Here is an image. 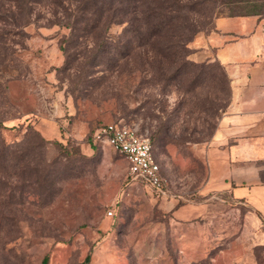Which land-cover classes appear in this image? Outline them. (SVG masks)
I'll return each instance as SVG.
<instances>
[{
	"label": "rangeland",
	"instance_id": "rangeland-1",
	"mask_svg": "<svg viewBox=\"0 0 264 264\" xmlns=\"http://www.w3.org/2000/svg\"><path fill=\"white\" fill-rule=\"evenodd\" d=\"M230 9L216 8L214 20ZM233 9L264 13V0ZM49 11L37 6L23 34L3 33L6 51L0 47L9 60L0 79L16 77L0 95V142L36 144L31 131L44 141L30 155L38 175L1 177L11 188L4 184L1 191L0 264H80L87 255L86 264H264V247L253 248L245 238L232 240L225 254L208 241L206 253H186L179 263V228L169 208L190 201L205 182L203 149L225 111L209 109L207 88L180 92L147 63L139 68L140 50L132 49L122 24H113L108 40L95 45L92 34L73 40L69 29L48 21ZM190 48L196 63L217 60L211 51L194 58ZM106 123L126 124L150 140L167 195L130 181L125 159L92 142L94 130ZM45 124L56 132L51 138L38 129ZM212 228L185 226L187 249ZM231 233H239L237 224Z\"/></svg>",
	"mask_w": 264,
	"mask_h": 264
},
{
	"label": "crops",
	"instance_id": "crops-1",
	"mask_svg": "<svg viewBox=\"0 0 264 264\" xmlns=\"http://www.w3.org/2000/svg\"><path fill=\"white\" fill-rule=\"evenodd\" d=\"M191 47L194 58L200 51L207 55L211 51L223 65L230 102L203 149L205 182L190 201L169 208L179 228L175 231L179 263L186 253H206L208 241L223 254L234 239L264 247V16L221 15L214 20V29L197 35ZM38 129L46 138L56 134L50 124ZM206 224H213L211 232L198 234L187 249L185 226ZM236 224L239 233H231ZM216 263L212 259L210 264Z\"/></svg>",
	"mask_w": 264,
	"mask_h": 264
},
{
	"label": "trees",
	"instance_id": "trees-1",
	"mask_svg": "<svg viewBox=\"0 0 264 264\" xmlns=\"http://www.w3.org/2000/svg\"><path fill=\"white\" fill-rule=\"evenodd\" d=\"M256 0H0V47L6 51L4 34H23L22 28L32 21L37 6L49 9L50 23L69 29L72 39L81 38L79 33L92 34L95 45L108 40V30L119 23L131 34V47L140 50L139 68L147 63L154 75L164 82L174 81L176 89L187 93L198 86L207 88L208 107L224 111L230 102L229 78L221 63H196L189 56L191 43L200 32L214 29V18L220 13L216 8L232 6L226 16L262 15L259 11H236L233 8L243 4H253ZM9 26V28H3ZM77 34V35H76ZM76 36V37H75ZM86 35H83V38ZM88 36V35H87ZM10 42H13L9 39ZM133 51V50H132ZM131 53V52H130ZM132 54H136L132 52ZM137 56V54H136ZM138 60V59H137ZM9 60L0 51V70ZM216 69L221 70L218 72ZM15 76L0 79V95L5 83ZM204 105V102L201 103ZM200 105L196 104V107ZM2 118L0 117V126ZM32 135L38 143L30 145L27 139L8 145L0 142V180L8 175L28 178L38 175V163L31 164L30 155L44 142L34 131ZM27 138V137H26ZM27 144V145H25ZM35 148V149H34ZM153 151V149H152ZM28 172L29 175H26ZM0 181V199L2 186ZM4 186H9L10 183ZM13 188V187H12ZM12 191H10L11 193ZM9 193V194H10ZM8 194V195H9ZM89 261L87 255L80 264ZM46 262V259L44 260Z\"/></svg>",
	"mask_w": 264,
	"mask_h": 264
},
{
	"label": "built area",
	"instance_id": "built-area-1",
	"mask_svg": "<svg viewBox=\"0 0 264 264\" xmlns=\"http://www.w3.org/2000/svg\"><path fill=\"white\" fill-rule=\"evenodd\" d=\"M92 142L107 145L119 153L127 162V178L130 181L141 180L157 194L167 195L160 166L156 161L150 140L137 130L123 123L99 125L92 134ZM108 215L112 211H107Z\"/></svg>",
	"mask_w": 264,
	"mask_h": 264
}]
</instances>
